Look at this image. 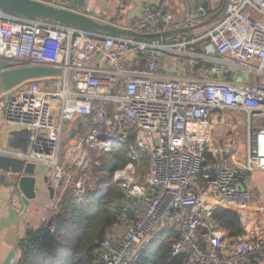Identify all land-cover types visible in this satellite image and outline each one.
Returning a JSON list of instances; mask_svg holds the SVG:
<instances>
[{
	"label": "built area",
	"instance_id": "1",
	"mask_svg": "<svg viewBox=\"0 0 264 264\" xmlns=\"http://www.w3.org/2000/svg\"><path fill=\"white\" fill-rule=\"evenodd\" d=\"M201 22L199 14L177 21L166 3L151 0L125 27L156 33ZM206 37L215 47V72L234 65L261 83L162 75V51L186 54L187 40L114 36L0 11V59L62 70L47 83L29 81L0 95V124L30 131L26 150L0 145V154L47 167L53 181L67 180L79 196L93 188L101 155L129 143L131 162L114 180L133 217L125 208L107 228L94 264H135L169 232L172 254L182 256V264H250L253 255L264 261V227L254 209L261 195L253 183L264 171V0H228ZM183 64L194 73L195 60ZM53 108L59 109L58 124ZM229 109L246 111L242 158L235 157L234 143L222 146L213 133L224 121L216 112ZM77 118L84 137L61 163L64 124ZM141 154L147 157L142 172ZM73 158L78 179L65 173ZM220 207L237 210L244 228L226 255L218 253L224 235L214 228Z\"/></svg>",
	"mask_w": 264,
	"mask_h": 264
},
{
	"label": "crops",
	"instance_id": "2",
	"mask_svg": "<svg viewBox=\"0 0 264 264\" xmlns=\"http://www.w3.org/2000/svg\"><path fill=\"white\" fill-rule=\"evenodd\" d=\"M148 1L151 0H137L131 5V7L123 9L120 13L117 11L120 4L116 2L103 5L101 4L102 0H87L85 8L87 11L90 10L92 13L98 14H101L107 9V14L104 19L125 27L129 25L133 17L140 13L142 7ZM160 1L168 5L169 10L173 13L177 21L184 19L188 14H199L198 10L195 8L194 0ZM210 1L211 12L203 16L201 15L202 21L207 20L212 13L218 10L223 0ZM224 13L225 10L218 20L213 23L202 25L192 31L162 36L160 40L164 43L180 44L187 40L188 45L186 46V50L188 53L178 54L176 52L162 51L161 74L168 77L177 76L181 78H193L198 76L207 80L224 79L227 81H252L261 83V80H259V78L253 73L246 72V79L240 76L238 73L240 69L234 65H231L230 67L222 66V72L214 71L213 58L216 55V52L209 53L206 50L207 45L210 44V41L206 36L217 25ZM189 59L196 61L194 73L185 68L183 64L184 61ZM140 61L141 64L144 63L142 56ZM239 112L245 114L243 117H240L241 119L239 120V122H243L242 120L246 117V111L240 110ZM10 131L11 130L7 126L0 124V145H8L7 140ZM84 134L85 127L81 118H77L74 121L66 122L64 124V142L60 161L61 157H63L62 162L64 161V154L66 155L68 152H73V155L76 154V146L84 137ZM242 139L243 137L238 140ZM238 140H235V143H237ZM242 142L243 141H240L238 146H235V150L237 149L236 151L238 153L244 152L245 150V143L243 144ZM231 143L232 142H222L221 144L219 141V144L222 146H227ZM74 161L75 158L65 166V173L68 179H78L81 175V172ZM38 171L36 184L38 196L32 201L31 207L25 215H23L24 204L22 203L20 196L17 194L13 195L12 191L9 189L4 187L0 188V264H19L21 256L20 241L25 236L28 226H40L46 222L48 224L51 215H54L55 218V215L59 212L58 204L62 194L66 189L71 188L69 187L70 185L66 183L67 180L53 181L49 175L47 167L39 168ZM47 176L49 178L48 182L45 180ZM253 183L258 188L261 195V198L259 202L256 203L254 209L259 226L264 227V171L257 172L254 175ZM50 185L55 187V195L53 198L51 197L49 190ZM235 244L236 240L233 241L229 239V242L223 245V248L218 249V253L221 255L229 254ZM250 264H264V261L258 256L253 255Z\"/></svg>",
	"mask_w": 264,
	"mask_h": 264
},
{
	"label": "trees",
	"instance_id": "3",
	"mask_svg": "<svg viewBox=\"0 0 264 264\" xmlns=\"http://www.w3.org/2000/svg\"><path fill=\"white\" fill-rule=\"evenodd\" d=\"M105 153L110 157L100 166L102 176L95 190L77 196L72 188L66 189L52 225L46 222L28 226L20 241L19 264H94L107 228L119 220L127 206L114 174L131 162L129 143ZM127 211L133 217L132 210ZM213 220L214 228L230 240L235 241L244 233L235 209L220 207L213 214ZM172 236L170 232L165 234L160 242L148 247L135 264H182L183 257L172 254Z\"/></svg>",
	"mask_w": 264,
	"mask_h": 264
},
{
	"label": "water",
	"instance_id": "4",
	"mask_svg": "<svg viewBox=\"0 0 264 264\" xmlns=\"http://www.w3.org/2000/svg\"><path fill=\"white\" fill-rule=\"evenodd\" d=\"M137 0H102L101 4L116 2L120 4L118 13ZM195 8L200 15L211 12L210 0H194ZM228 0H223L221 6L210 15L207 20L195 26L176 28L170 31L156 33L136 32L124 26L105 20L107 9L101 14L87 13V0H0V11L5 14L26 18H41L65 25L80 27L87 30L98 31L114 36H125L135 39H152L169 34L185 33L202 25L213 23L223 14ZM209 53H215L213 44L206 47ZM239 75L247 78V73L239 70ZM62 70L46 65H22L15 66L12 61L0 59V95L11 89H15L29 81L47 83L52 76H60ZM8 94H6V97ZM55 123H59V109L53 108L51 112ZM30 131L27 129L11 130L8 136V145L27 149ZM38 169L36 163L25 162L22 159L0 154V188L4 187L12 191V194L20 196L24 204V214H27L31 203L37 198L36 189ZM49 181L48 176L45 178ZM51 197L55 195V187L49 186ZM54 215L50 216L48 225H52Z\"/></svg>",
	"mask_w": 264,
	"mask_h": 264
},
{
	"label": "rangeland",
	"instance_id": "5",
	"mask_svg": "<svg viewBox=\"0 0 264 264\" xmlns=\"http://www.w3.org/2000/svg\"><path fill=\"white\" fill-rule=\"evenodd\" d=\"M248 79H249V76H248ZM239 111L240 110L229 109V110L216 112L215 118L220 116V119H223V117H224V121L221 122V120H218L220 123H217V126L215 127V129L213 131V133L215 134V136L217 137L218 141H220L221 144H222V142H232L237 147L240 141H243L242 142L243 144L246 142L247 125L245 122V117L242 120L243 122H239V120L241 119L240 117H243V115H245V114H242ZM253 123H254V125H256L258 123L257 126L261 127L263 125V120L262 119H259V120L254 119ZM241 137H243V139L238 140ZM235 140L236 141L238 140V142L235 143ZM244 154H245V150H244V152H239L238 154H236L235 157L236 158H242L244 156ZM89 157L93 161L96 160V158H97L96 154L94 152H91ZM109 157H110V155H108V153L107 154L103 153L100 157V164H103L104 159L106 160V158H109ZM62 158L63 157H61V162H62ZM146 166H147V157H146V155L141 154L139 171L140 170H141V172L144 171ZM93 169L95 171L94 174H95L96 180H95L93 188L91 190H95L97 188L98 181L100 180V177L102 176V171L100 170V165L98 167H93ZM89 174H90V172H89ZM126 204H129L128 200L126 201ZM216 231L219 234H223L219 230H216ZM223 235H225V234H223ZM228 242H229V238L225 235V238L222 241V245H225Z\"/></svg>",
	"mask_w": 264,
	"mask_h": 264
}]
</instances>
